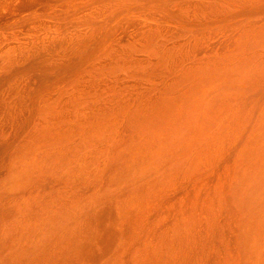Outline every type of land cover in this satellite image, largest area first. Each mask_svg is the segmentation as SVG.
I'll return each instance as SVG.
<instances>
[{
    "label": "bare ground",
    "instance_id": "6f19581e",
    "mask_svg": "<svg viewBox=\"0 0 264 264\" xmlns=\"http://www.w3.org/2000/svg\"><path fill=\"white\" fill-rule=\"evenodd\" d=\"M0 264H264V0H0Z\"/></svg>",
    "mask_w": 264,
    "mask_h": 264
}]
</instances>
